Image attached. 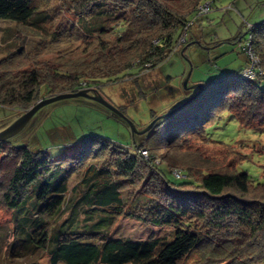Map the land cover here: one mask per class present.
<instances>
[{
	"label": "trees",
	"instance_id": "1",
	"mask_svg": "<svg viewBox=\"0 0 264 264\" xmlns=\"http://www.w3.org/2000/svg\"><path fill=\"white\" fill-rule=\"evenodd\" d=\"M73 1L81 27L97 42L64 68L23 67V53L10 52L0 60V106L21 116L44 97L150 71L187 44L205 0ZM35 16L39 28V20L51 19L35 0H0V19L26 23ZM250 32L260 62L255 78L242 75L251 64L246 53L239 70L213 78L176 113L138 133L133 149L96 135L64 138L77 146L57 156L37 142L16 143L15 135L0 141V203L15 220L10 249L18 243L25 253L47 250L52 264H187L193 252L198 264H264V182L238 169L246 154L199 165L178 152L190 136H211L209 127L228 113L263 123L264 20ZM122 216L174 230L170 238L113 237Z\"/></svg>",
	"mask_w": 264,
	"mask_h": 264
},
{
	"label": "rangeland",
	"instance_id": "2",
	"mask_svg": "<svg viewBox=\"0 0 264 264\" xmlns=\"http://www.w3.org/2000/svg\"><path fill=\"white\" fill-rule=\"evenodd\" d=\"M35 1L38 9L51 19L39 20L42 28L35 23L37 16L26 23L0 19V60L10 52L17 51L23 53V67H33L37 62L42 64L41 68L48 62L63 68L61 65L64 63L73 66L76 64L74 59L80 53L82 55L88 43L97 42L96 35L86 34V30L81 27L78 17L82 13L80 9L71 7L74 1ZM200 4L203 2L197 6L201 14L191 22L186 36L187 44L180 46L166 60L145 73L132 77L129 75L123 80L104 85L88 86L85 83V88L96 89L106 100L124 111L138 130H142L149 125L154 115L170 111L198 91L199 88L193 87L195 83L208 84L215 77H224L227 73L239 70L244 64L246 53L249 54L244 47L250 29L264 20V0H213L208 11ZM249 39L248 43L253 48L251 34ZM43 72L48 74L47 69H42ZM186 78L187 86L184 85ZM59 79L65 80L63 77ZM20 114L17 108L0 106V130L12 124ZM246 120L238 121L228 113L209 127L211 136H190L178 152L199 165L203 163L202 159L216 162L225 161V158L228 164L232 159L246 154V158L237 162L238 169L248 172L255 183L264 182V121ZM64 130L72 131L73 136L66 135ZM16 134L14 142L29 141L33 147L36 142L40 143V147L48 149L54 156L63 151L71 153L77 146V143H68L64 138L74 141L96 135L129 149H133L135 142L141 140L137 131L132 132L124 117L84 96L46 104ZM14 225L13 210L0 203V237L3 238L0 239V264H28L32 261L52 264L51 254L47 250L36 249L25 253L18 243L10 249L9 242L15 240ZM173 230L172 225H156L122 216L114 224L111 235L132 239H146L152 235L170 238ZM199 260V253L193 252L186 263L198 264Z\"/></svg>",
	"mask_w": 264,
	"mask_h": 264
},
{
	"label": "water",
	"instance_id": "3",
	"mask_svg": "<svg viewBox=\"0 0 264 264\" xmlns=\"http://www.w3.org/2000/svg\"><path fill=\"white\" fill-rule=\"evenodd\" d=\"M187 81H188V79L186 78V80L184 81L185 86H187ZM204 86H205V84L202 82L195 83L193 85V87L199 88L198 91H196L191 97H189L188 99H186L185 101L180 103L177 107L173 108L172 110H170L168 112L160 114L157 117H155L154 119H152L151 122L149 123V125H147L142 130H138L135 127L132 120L129 119L123 113L122 110H120L118 107L114 106L112 103H110L108 100H106L100 93H98V91L96 89L86 87V88L79 89L77 91L58 93L56 95H53L50 97H44V98L40 99L29 110H27L24 114L19 116L12 124H10L6 128H4L3 130H0V141L4 140L6 138H9V137L13 136L14 134H16L17 132H19L29 122V120L32 118V116L44 105L51 103V102H54V101H57V100L70 98V97H76V96H84V97L93 99V100L101 103L102 105L106 106L111 111H113L114 113L118 114L121 117H124L128 121L133 133L136 131L138 133H144V132L150 130L152 128V126L160 118H163V117H166L170 114L176 113L179 109H181L189 101H191L193 98H195L203 90ZM91 91L93 93H91ZM28 264H40V263L38 261H32V262H29Z\"/></svg>",
	"mask_w": 264,
	"mask_h": 264
},
{
	"label": "built area",
	"instance_id": "4",
	"mask_svg": "<svg viewBox=\"0 0 264 264\" xmlns=\"http://www.w3.org/2000/svg\"><path fill=\"white\" fill-rule=\"evenodd\" d=\"M203 9H206L207 11L210 10L212 7V4L210 1H205L203 2V4H200ZM211 5V6H210ZM210 6V7H208ZM198 9V8H197ZM198 11V10H197ZM198 14H201L199 11H198ZM249 42V41H248ZM247 42V45H248V53L250 55V59H251V64L243 71V77L245 79H254L255 78V68L258 66L259 64V59L258 57L254 54V52L252 51L251 49V45H249V43ZM250 47V48H249ZM253 53V54H252ZM146 153V152H145ZM176 175H179L181 176L182 174L178 173V172H175Z\"/></svg>",
	"mask_w": 264,
	"mask_h": 264
}]
</instances>
